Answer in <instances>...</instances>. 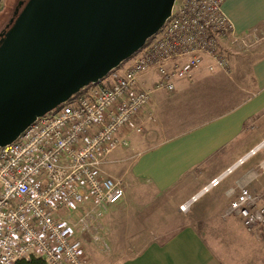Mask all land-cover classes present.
Segmentation results:
<instances>
[{"label": "built area", "instance_id": "built-area-1", "mask_svg": "<svg viewBox=\"0 0 264 264\" xmlns=\"http://www.w3.org/2000/svg\"><path fill=\"white\" fill-rule=\"evenodd\" d=\"M224 0H176L163 27L108 83L86 87L72 100L38 118L14 142L0 148V264L40 258L45 264H89L81 243L60 213L77 204L112 206L125 197L120 180L101 175L100 165L127 137L150 105V91L139 86L155 74L154 91L172 92L174 80H191L206 71H226L222 40L230 25L221 13ZM264 148L251 150L223 174L179 206H191ZM264 176V164L261 166ZM227 216L247 231L264 234V187L228 192Z\"/></svg>", "mask_w": 264, "mask_h": 264}, {"label": "crops", "instance_id": "crops-1", "mask_svg": "<svg viewBox=\"0 0 264 264\" xmlns=\"http://www.w3.org/2000/svg\"><path fill=\"white\" fill-rule=\"evenodd\" d=\"M3 1L0 0V5ZM221 13L230 25L232 39L264 36V0H224ZM255 54L248 68L231 59L226 71L209 73L204 64L191 80L176 78L172 92L154 91L158 77L151 73L143 75L139 86L150 91V105L133 124L141 131L132 132L125 148L107 157L109 167H119L121 171L116 175L127 183L140 186L144 181L159 190L187 176L190 191L183 204L263 144L264 45ZM263 151L256 152L211 191L221 190L226 197L238 187L254 191L255 180L264 187V176L260 173ZM123 179L117 180L123 184ZM230 217L246 230L238 218ZM252 231H258L261 238L225 225L215 241H207L201 232L188 226L117 264H259L261 260L264 263V234L259 229ZM240 234L244 239H238ZM230 237L239 241L238 248ZM236 249L241 256L235 254Z\"/></svg>", "mask_w": 264, "mask_h": 264}, {"label": "water", "instance_id": "water-1", "mask_svg": "<svg viewBox=\"0 0 264 264\" xmlns=\"http://www.w3.org/2000/svg\"><path fill=\"white\" fill-rule=\"evenodd\" d=\"M176 0H27L0 34V148L98 85L156 35Z\"/></svg>", "mask_w": 264, "mask_h": 264}, {"label": "rangeland", "instance_id": "rangeland-1", "mask_svg": "<svg viewBox=\"0 0 264 264\" xmlns=\"http://www.w3.org/2000/svg\"><path fill=\"white\" fill-rule=\"evenodd\" d=\"M21 1L24 4L27 0H4L0 5V34L10 25L16 11L22 9ZM263 45L262 34L243 40H235L227 35L222 40L227 62L234 59L243 68H248L256 57V50ZM129 61L123 62L101 82H110ZM108 160L105 159L100 165V174L123 179L116 175L121 171L119 167H109ZM260 173L262 174L261 171ZM186 179L187 176L164 190H159L148 182L143 181L137 186L123 179L125 198L120 203L95 206L90 202H82L73 209L60 213V217L70 228L72 239L83 245L89 264H117L134 257L153 242L166 241L188 226L201 232L207 241H215L225 225L229 229L245 231L261 238L258 231H246L238 220L226 215L230 200L221 190H213L202 196L187 213H181L179 206L189 197L190 191L186 186ZM254 184L256 187L251 191L259 193L263 187L257 180ZM243 237L240 234L238 239H244ZM230 239L238 248L239 241L232 237ZM235 254L241 256L242 253L236 249ZM259 264L264 263L261 260Z\"/></svg>", "mask_w": 264, "mask_h": 264}, {"label": "trees", "instance_id": "trees-1", "mask_svg": "<svg viewBox=\"0 0 264 264\" xmlns=\"http://www.w3.org/2000/svg\"><path fill=\"white\" fill-rule=\"evenodd\" d=\"M91 86V85H89ZM86 89V88H84ZM84 89H82L79 93H77L76 95H74L70 100H72L73 98H75L78 94H80ZM69 100V101H70ZM62 106V105H61ZM61 106H59L58 108H60ZM15 264H45L43 262V260H41L40 258H31L29 260H20L17 261Z\"/></svg>", "mask_w": 264, "mask_h": 264}, {"label": "flooded vegetation", "instance_id": "flooded-vegetation-1", "mask_svg": "<svg viewBox=\"0 0 264 264\" xmlns=\"http://www.w3.org/2000/svg\"><path fill=\"white\" fill-rule=\"evenodd\" d=\"M22 2H23V1H21V2H20V7H21V6H22V4H23Z\"/></svg>", "mask_w": 264, "mask_h": 264}]
</instances>
